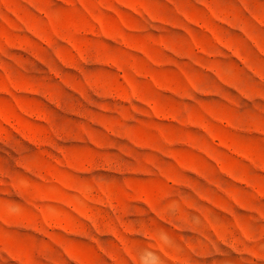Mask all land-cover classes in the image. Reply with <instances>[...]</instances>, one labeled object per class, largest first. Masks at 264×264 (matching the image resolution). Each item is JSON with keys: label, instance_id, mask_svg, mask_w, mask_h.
<instances>
[{"label": "rangeland", "instance_id": "rangeland-1", "mask_svg": "<svg viewBox=\"0 0 264 264\" xmlns=\"http://www.w3.org/2000/svg\"><path fill=\"white\" fill-rule=\"evenodd\" d=\"M0 264H264V0H0Z\"/></svg>", "mask_w": 264, "mask_h": 264}]
</instances>
